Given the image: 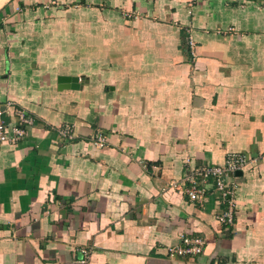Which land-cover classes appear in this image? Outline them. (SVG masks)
<instances>
[{
  "label": "crops",
  "instance_id": "1",
  "mask_svg": "<svg viewBox=\"0 0 264 264\" xmlns=\"http://www.w3.org/2000/svg\"><path fill=\"white\" fill-rule=\"evenodd\" d=\"M8 104L37 124L0 145V264H264V0H0ZM229 153L234 227L169 188Z\"/></svg>",
  "mask_w": 264,
  "mask_h": 264
},
{
  "label": "built area",
  "instance_id": "2",
  "mask_svg": "<svg viewBox=\"0 0 264 264\" xmlns=\"http://www.w3.org/2000/svg\"><path fill=\"white\" fill-rule=\"evenodd\" d=\"M194 47L192 40L188 42V48ZM7 107L12 109L11 113L0 106V145L17 146L25 136L36 127V120L20 108ZM57 132L66 143H70L74 135L67 125L57 128ZM107 134L102 131L95 133L92 144L98 149L106 146ZM188 162V161H187ZM255 163L245 155L229 153L223 164L200 165L185 175L179 182L169 183V188L179 191L188 200L199 207H204L211 194L216 196V201L221 206L215 214V221L225 227H234L235 216V189L234 181L237 172L247 165ZM205 246V240L199 236L180 235L179 244L168 249L169 257H193L201 254ZM83 259L79 263L84 264L88 258V252L83 250ZM214 264H220L215 262Z\"/></svg>",
  "mask_w": 264,
  "mask_h": 264
},
{
  "label": "water",
  "instance_id": "3",
  "mask_svg": "<svg viewBox=\"0 0 264 264\" xmlns=\"http://www.w3.org/2000/svg\"><path fill=\"white\" fill-rule=\"evenodd\" d=\"M237 175H240V172H237Z\"/></svg>",
  "mask_w": 264,
  "mask_h": 264
}]
</instances>
